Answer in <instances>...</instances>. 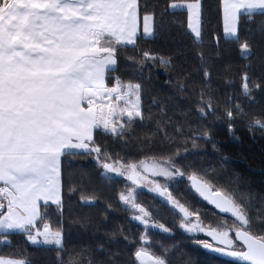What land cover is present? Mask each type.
Segmentation results:
<instances>
[{"label":"trees","instance_id":"16d2710c","mask_svg":"<svg viewBox=\"0 0 264 264\" xmlns=\"http://www.w3.org/2000/svg\"><path fill=\"white\" fill-rule=\"evenodd\" d=\"M179 1L197 0H138L140 14L153 17L152 37L141 36L133 45L107 38L116 60L106 74L107 88H130L139 111L130 118L110 112L107 124L98 119L89 151L62 154L61 201L39 205L40 220L61 233L62 244L34 245L28 232H0L7 239L0 259L140 264L138 253L145 251L167 264H242L195 243L204 236L181 231L177 223L183 217L161 199L140 192L135 209L126 204L122 196L133 184L104 174L95 156L105 164L172 160L188 177L227 196L244 219L241 229L264 241V10L242 13L236 35L226 37L221 0H199L195 39L186 11L170 8ZM188 177L171 187L176 202L194 209L203 222L208 217L202 211L218 221L239 220L202 200ZM142 209L163 230L144 232L133 217Z\"/></svg>","mask_w":264,"mask_h":264},{"label":"crops","instance_id":"0c3cea01","mask_svg":"<svg viewBox=\"0 0 264 264\" xmlns=\"http://www.w3.org/2000/svg\"><path fill=\"white\" fill-rule=\"evenodd\" d=\"M170 8L186 11L189 31L199 39L200 1ZM263 10L264 0H221L224 35H236L242 13ZM152 35L153 17L140 14L138 0H8L0 8L2 165L25 172L29 162L57 163L65 152L89 150L102 117L92 101L110 91L106 74L116 66L107 38L133 45Z\"/></svg>","mask_w":264,"mask_h":264},{"label":"rangeland","instance_id":"374dc122","mask_svg":"<svg viewBox=\"0 0 264 264\" xmlns=\"http://www.w3.org/2000/svg\"><path fill=\"white\" fill-rule=\"evenodd\" d=\"M97 96H99V99L92 102L96 104V107H100L97 108L98 112L102 111V117L100 120L101 123H103L104 120L106 121V124L109 122L110 112L119 114L123 111V114L129 118L138 115V98L128 87L124 90L119 87H115L103 95L102 93H98ZM100 98H103V100L100 101ZM51 159L52 161L50 162H46L44 160V163L39 166L38 164L36 166L33 162H29L24 166L25 172H21L15 168L12 173L10 172V168L8 166L2 165L0 160V183L4 185V193L6 192L8 196L7 199H3L6 204L7 211L0 213V232H28L27 238L30 243L34 245L59 246L62 244L61 233L52 231L46 222H42L40 220L39 213V205L41 203L58 204L61 201V158L59 159V162L57 160V163H55V158ZM95 160H98L100 163L104 174L119 176L128 181V174L131 171V167H133L139 173L148 177L154 183L159 184L170 193H172L171 187L173 183L188 177L187 174L176 167L170 159L145 160L139 164L130 165L122 164L121 162H109V164H105L102 160L99 161L97 156H95ZM21 173L26 174L22 179L19 177ZM27 175L30 176L28 183L22 181ZM6 183L11 184V190H8ZM140 192H142V190L133 184L124 193L122 199L126 204L134 207V196H138ZM0 198V200H2V197ZM153 201L155 200L153 199ZM187 210L192 214V220L185 221L182 218L177 223L178 228L186 235H196L194 233L193 223L199 224L201 227H210L208 224H212L207 222L214 220L216 224L213 225L212 228L218 229L219 231L229 230L232 237V248L237 250L243 249V246L236 240L235 237L238 230H243L240 227L242 224L244 225L243 217L240 216L239 220H234L233 222L228 221L225 218L218 221L219 219L216 215L212 216L210 213L202 211V214L208 217L207 222H203L201 217L195 213L194 209L187 208ZM133 217L136 219L142 218V220L146 221L148 224L155 223L152 219H150L144 209L135 212ZM167 217L171 219V216L168 214ZM211 217L212 219H209ZM145 227H149V225H145ZM145 227H143L144 232L148 230V228ZM6 240V238L0 237V244L6 242ZM195 243L203 247L210 245V242L204 238L198 241L195 240ZM182 252L183 251H181V253ZM147 253L151 256V259L147 262L140 261V264H167L163 258L149 252ZM0 264H24V262L22 260L0 259Z\"/></svg>","mask_w":264,"mask_h":264},{"label":"water","instance_id":"95a60500","mask_svg":"<svg viewBox=\"0 0 264 264\" xmlns=\"http://www.w3.org/2000/svg\"><path fill=\"white\" fill-rule=\"evenodd\" d=\"M139 176V173L132 169L128 176V180L138 185L135 178ZM190 186L207 204L212 206L219 213L226 215L233 219H238L241 216L240 210L235 204L223 193L218 191H212L211 188L206 185L203 181L195 177H190ZM156 192L153 194L160 198L164 203L175 209L184 219H189L190 214L185 208L179 206L173 202L170 196L165 195V191L159 185L155 186ZM143 222L142 218L136 219L135 221L140 223ZM150 228L163 230V228L154 224H149ZM196 234L207 236L213 242V245H207L206 249L221 258L234 261L242 264H264V241L254 237L245 230H238L236 232V240L243 246V250H233L230 248L231 238L228 231H217L215 229H207L199 227L195 230ZM138 258L141 262H147L151 259V256L145 252L140 251Z\"/></svg>","mask_w":264,"mask_h":264},{"label":"flooded vegetation","instance_id":"af4514ba","mask_svg":"<svg viewBox=\"0 0 264 264\" xmlns=\"http://www.w3.org/2000/svg\"><path fill=\"white\" fill-rule=\"evenodd\" d=\"M132 169H135V168L131 167V171H132ZM131 171H130V173H131ZM136 171H137V170H136ZM137 172H138V171H137ZM130 173H129V174H130ZM138 173H139V172H138ZM129 174H128V176H129ZM189 178H190V177H188V182H189V185H190ZM135 181L138 182V185L135 184V183H133V182H131V183L134 184L136 187L140 188V189L142 190V192H144V193H146V194H149V195L152 196V197L158 198L156 195L153 194V191L156 192V190H155V186H156V185H159V184L154 183L152 180H150L148 177L142 175L141 173H139V176H137V177L135 178ZM145 183H146V184H145ZM159 186H160V185H159ZM160 187H162V186H160ZM162 188H163V187H162ZM163 189H164V188H163ZM164 191H165V195L170 196V197L173 199V197L171 196L170 192L166 191L165 189H164ZM212 191H213V190H212ZM213 192H214V191H213ZM158 199H160V198H158ZM173 202L176 203V204H178L179 206H182V205H180L178 202H176L174 199H173ZM182 207H183V206H182ZM183 208H184V207H183ZM185 210H186V209H185ZM188 212H189V211H188ZM189 214L191 215L189 219H184V218H183L185 221L192 220V214H191L190 212H189ZM138 219H139V218H138ZM140 222H141V226H144V227H145V225H146V226L149 225L146 221H143V222H142V221L140 220ZM193 227H194V233H195V230H196L197 228L201 227V226H200L199 224L193 223ZM202 228L215 229V228H212V227H202ZM215 230L219 231L218 229H215ZM227 231L230 233L229 230H227ZM221 232H222V231H221ZM224 232H225V231H224ZM195 234H196V233H195ZM235 235H236V234H235ZM203 236H204V235H203ZM230 238H231V245H230V248L233 249V250H237V249L232 248V237H231V234H230ZM204 239H206L208 242H210V244L213 245V242L211 241V239H210L209 237L204 236ZM206 246H207V245H206ZM243 249H244V248H243ZM243 249H238V250L242 251Z\"/></svg>","mask_w":264,"mask_h":264},{"label":"built area","instance_id":"2783aa9c","mask_svg":"<svg viewBox=\"0 0 264 264\" xmlns=\"http://www.w3.org/2000/svg\"><path fill=\"white\" fill-rule=\"evenodd\" d=\"M8 0H0V8L4 7L7 4ZM1 190V186H0Z\"/></svg>","mask_w":264,"mask_h":264}]
</instances>
